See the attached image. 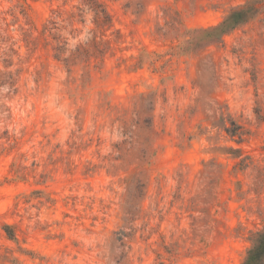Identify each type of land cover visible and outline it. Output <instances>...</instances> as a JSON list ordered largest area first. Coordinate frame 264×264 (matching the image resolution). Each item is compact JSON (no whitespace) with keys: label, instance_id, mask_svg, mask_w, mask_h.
Segmentation results:
<instances>
[{"label":"rangeland","instance_id":"1","mask_svg":"<svg viewBox=\"0 0 264 264\" xmlns=\"http://www.w3.org/2000/svg\"><path fill=\"white\" fill-rule=\"evenodd\" d=\"M98 1L108 27L67 62L93 11L0 0V264H242L264 229V0ZM251 1L218 40L190 32Z\"/></svg>","mask_w":264,"mask_h":264},{"label":"trees","instance_id":"2","mask_svg":"<svg viewBox=\"0 0 264 264\" xmlns=\"http://www.w3.org/2000/svg\"><path fill=\"white\" fill-rule=\"evenodd\" d=\"M80 5L86 7L88 10L93 11L94 14L93 23L95 25V28L90 30L93 37L84 43L78 41L75 50L71 52V55L63 58V60L67 62L81 58V55L87 56L86 58H88L89 55L91 56V52L97 44L96 32L99 29H101V31L104 32L105 28L108 27L110 23L109 12L98 0H80ZM258 8L259 7L254 3V1H251L242 6L234 7L225 16V18L222 21H220L218 24L206 28L192 30L190 32L195 33L199 31L205 33L206 34L205 39L207 42L216 41L225 32L229 31L230 29L242 24L243 22L253 17L257 13ZM78 10L81 11L80 13H78V16H80L81 18L83 9L78 7ZM54 14L56 18H59L61 15V11L54 10ZM74 16L75 15L71 13L69 17L72 20H74L73 19ZM79 20L83 22L82 19ZM46 31L50 32L51 29H47V27H44V32ZM65 44H67V42H64V45H57L55 47V49L57 50V54L55 57L57 59H61V54L67 50ZM3 229L6 231L8 236L14 238L13 233L10 231V225L4 224ZM250 240H251V246L248 248L242 264H264V229L252 233Z\"/></svg>","mask_w":264,"mask_h":264}]
</instances>
